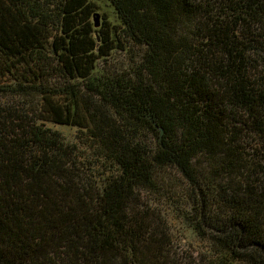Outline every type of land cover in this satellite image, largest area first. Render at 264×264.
Listing matches in <instances>:
<instances>
[{"label": "trees", "instance_id": "obj_1", "mask_svg": "<svg viewBox=\"0 0 264 264\" xmlns=\"http://www.w3.org/2000/svg\"><path fill=\"white\" fill-rule=\"evenodd\" d=\"M102 1L0 0V264H264V0Z\"/></svg>", "mask_w": 264, "mask_h": 264}, {"label": "rangeland", "instance_id": "obj_2", "mask_svg": "<svg viewBox=\"0 0 264 264\" xmlns=\"http://www.w3.org/2000/svg\"><path fill=\"white\" fill-rule=\"evenodd\" d=\"M92 1L98 7L95 13L98 14V22H101V14L104 13L108 16L109 10L105 8L102 0ZM121 59L124 61V58L121 57ZM48 126L58 131L67 143H77L75 128L55 126L52 124H48ZM149 198L154 200L155 207L159 209L166 218L171 240V250L176 254L177 260L181 261L182 264H205L208 257V249L205 241L199 239L186 227L185 222L178 216L177 209L168 199L163 198V200H161V198L156 195Z\"/></svg>", "mask_w": 264, "mask_h": 264}, {"label": "water", "instance_id": "obj_3", "mask_svg": "<svg viewBox=\"0 0 264 264\" xmlns=\"http://www.w3.org/2000/svg\"><path fill=\"white\" fill-rule=\"evenodd\" d=\"M97 17H98V14H94L93 15V27L94 28H97L98 27V24H99V22H98V20H97Z\"/></svg>", "mask_w": 264, "mask_h": 264}]
</instances>
